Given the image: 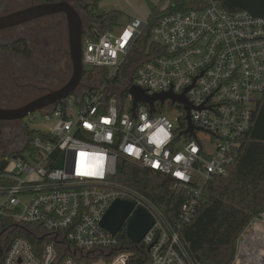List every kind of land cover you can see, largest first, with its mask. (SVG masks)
<instances>
[{
    "label": "built area",
    "instance_id": "built-area-1",
    "mask_svg": "<svg viewBox=\"0 0 264 264\" xmlns=\"http://www.w3.org/2000/svg\"><path fill=\"white\" fill-rule=\"evenodd\" d=\"M207 1L202 9L162 15L149 43L161 45L166 53L150 45L140 49L141 59L127 77V87L136 85L149 94L185 93L192 105V133L187 131L184 107L176 123L162 112L169 99L156 101L154 111L139 102L134 115L132 95L123 97V90L111 82L148 19L135 17L118 31L97 34L92 28L83 35L84 69L106 68L107 76L56 105L29 113L30 122L48 121L52 126L33 128L25 122L26 132L38 129L47 136L29 140L26 135L14 151L28 144L31 149L8 156L0 173V221H10L0 232V254L14 230L53 241L45 242L38 255L30 238L16 236L4 255L5 264H57V245L63 251L76 250V255L103 256L90 264H128L133 248L124 246L121 230L113 235L101 225L118 199L144 208L154 220L134 246L147 250L148 264H197L181 228L203 202L206 184L228 175L264 93V17L229 11L219 0ZM183 114L187 124L182 129ZM199 131L208 135L207 141ZM122 159L171 177V189L185 194L175 218L115 178ZM60 161L63 165L57 167ZM256 218L264 222V212ZM112 250L111 256L105 255ZM235 261H240L238 254ZM62 264L79 263L68 256Z\"/></svg>",
    "mask_w": 264,
    "mask_h": 264
},
{
    "label": "trees",
    "instance_id": "trees-1",
    "mask_svg": "<svg viewBox=\"0 0 264 264\" xmlns=\"http://www.w3.org/2000/svg\"><path fill=\"white\" fill-rule=\"evenodd\" d=\"M58 1V0H49ZM85 3V11L91 21L88 30L95 28L97 34H102L119 24V18L123 14L121 10L110 9L99 11L101 0H82ZM220 4L229 11L247 10L253 15L264 17V0H219ZM208 4L207 0H170L168 5L155 6L148 17V25L144 34L134 47L127 60L122 65L117 76L112 78L114 85H119L134 69V65L140 58V49L149 47L155 52L166 53L164 47L156 43H149L152 29L159 18L176 10L202 9ZM87 31H84V38ZM24 40L2 45L1 49H17L25 46L26 53L30 49ZM108 69L102 67L85 68L82 78V86L90 87L102 77H106ZM128 89L122 91V96H128ZM173 107H175L173 105ZM185 114L180 119L183 129L186 126ZM178 132V134L182 131ZM26 135L29 140L34 136L46 137V133L38 129H28ZM30 144L25 149L6 151L0 156V173L7 165V157L15 153L22 154L30 150ZM118 181L134 187L152 199L170 219L175 218L185 194L171 189V177L152 169L138 166L122 159L115 177ZM264 212V93L257 101L253 112V125L246 133L238 150V155L231 164L226 176H215L205 188L203 202L197 208L193 219L181 228V236L197 264H233L238 241L251 222ZM10 226V221H0V232ZM16 236L30 238L38 255L42 254L45 242L53 241L52 238L40 239L25 230H14L6 237L3 245V253L0 254V264H5L4 255L10 243ZM120 238L124 246L133 248V254L128 264H148V253L145 248L140 251L129 239L126 233V225L120 232ZM139 248V247H138ZM57 264H62L68 256L74 257L79 264H90L98 256H81L73 252L63 251L57 245ZM76 249V248H75ZM109 259V258H107Z\"/></svg>",
    "mask_w": 264,
    "mask_h": 264
},
{
    "label": "water",
    "instance_id": "water-1",
    "mask_svg": "<svg viewBox=\"0 0 264 264\" xmlns=\"http://www.w3.org/2000/svg\"><path fill=\"white\" fill-rule=\"evenodd\" d=\"M59 14L66 17L69 56L72 66L70 78L60 87L50 89L48 92L33 98L25 104L17 107H0V121L22 120L29 113L41 111L56 105L70 94L76 93L82 86L84 73L82 60L83 35L85 31L84 17L69 0L36 2L20 9L0 14V31L16 28L44 17ZM126 88L133 97L132 111L134 115L135 108L139 102L149 104L151 111H154L156 101L164 103L169 99L172 103H177V108L180 104L183 105L187 113V131L190 133L193 132L194 125L191 121L190 114L192 105L187 100L185 93L178 95L172 91H167L149 94L145 89L136 85ZM62 165V161H60L57 167H62ZM153 223L152 216L144 208L139 207L135 209L133 202L121 199L115 200L111 204L101 221V225L113 235H117L123 226L126 225L127 236L134 244H139L142 241ZM58 243L61 244L62 242L58 241ZM67 249L72 250L71 246H68ZM72 252L75 255L77 254L76 250ZM113 252L114 250L105 255L109 257Z\"/></svg>",
    "mask_w": 264,
    "mask_h": 264
},
{
    "label": "rangeland",
    "instance_id": "rangeland-1",
    "mask_svg": "<svg viewBox=\"0 0 264 264\" xmlns=\"http://www.w3.org/2000/svg\"><path fill=\"white\" fill-rule=\"evenodd\" d=\"M31 0H8V3L3 6L0 9V13L4 14L5 11L9 10H16L22 8V5L26 3H30ZM80 1V0H77ZM82 1V0H81ZM166 0H115L112 2H109V0H103L101 7L99 8V11H105L108 9H118L121 11H125V13L122 14L119 25L115 27V31L120 30V27L122 25H126V17L128 16L127 13H132L133 7H139L140 8V15H142V19L146 18L151 9L155 6L162 5L163 2ZM114 2V3H113ZM158 2V3H157ZM86 16L84 15V29L87 31L88 27L91 25V21L89 18H85ZM43 25H47L49 27H56L58 30L57 37L54 36L53 32L52 33H44L45 38H49V36H52L57 42L59 41V44L63 43V47L68 50V42H67V28H66V23L64 19H62L61 15H54V16H49V17H44L41 19H38L36 21H33L31 23H28L26 25H22L16 28H11L7 30H2L0 31V40L3 41H10L17 37L18 35L26 34L27 39L29 40L30 44H32V49L34 50V55L36 57H39V54L37 53V50L34 48V44L38 45V39L35 37V31L42 27ZM55 32V30H54ZM33 34V35H32ZM32 35V37H31ZM53 46V45H52ZM64 62V61H62ZM70 63V62H68ZM5 68L6 64L2 63L0 61V106L4 107H17L22 104H25L27 101L30 99L40 95L43 90L42 89H36L34 86L31 87L30 91L28 93H24L23 95H19L20 90L16 87V85L11 81L10 78H8L6 75V72L3 71L1 68ZM72 73V66L71 64L68 65V72L65 74V78L63 79H55V80H42L39 83L40 85H44L48 88H58L61 85H63L71 76ZM50 77L47 76V78ZM97 83V82H96ZM93 83V84H96ZM128 84V79L125 78L123 81L118 85V88L120 90H124L127 87ZM81 88V87H80ZM173 105L175 107H173ZM184 109L182 108H177L175 104H173L170 100H167L166 103L162 106V112L170 117V119L176 123V116L178 114L183 113ZM11 127L12 130H14L15 135H14V140H17L19 143H16L17 145L13 146L11 150H14L16 148H20L21 144L24 142V138L26 136V132L23 134L22 131V122L28 123L31 127L33 128H51L52 124L51 122H44L42 120H38L36 122H30V118L28 116L24 117L23 120H18V121H11ZM200 136L204 138V141H207L208 135L205 132L199 131ZM21 141V142H20ZM9 149V148H8ZM10 150V151H11ZM264 225V222H262ZM251 223L250 225H252ZM249 225V226H250ZM248 226V227H249ZM247 227V228H248ZM247 228L242 234L241 238L246 234ZM241 238L239 239V242L241 241ZM238 242V243H239ZM238 249H237V254L239 255V248H240V243L238 244ZM248 256V253L246 254ZM249 257V256H248ZM236 259V257H235ZM233 264H247L245 261H239L236 262L234 260Z\"/></svg>",
    "mask_w": 264,
    "mask_h": 264
},
{
    "label": "flooded vegetation",
    "instance_id": "flooded-vegetation-1",
    "mask_svg": "<svg viewBox=\"0 0 264 264\" xmlns=\"http://www.w3.org/2000/svg\"><path fill=\"white\" fill-rule=\"evenodd\" d=\"M42 1H47V0H31L30 3H26L24 4V6L22 5V7ZM69 1L75 5L76 9L83 15V17L85 15L87 18H89L84 9L85 3L83 1L81 0L80 1L69 0ZM7 3L8 0H0V9L3 6H5ZM11 11H14V9ZM11 11L7 10L4 13ZM61 17L62 19H64L66 23V17L64 15H61ZM66 28H67V24H66ZM52 32L54 36L57 37L58 34L57 26L52 28L47 25H43L42 27H40L35 31V34L37 33L35 37L38 39L37 41L38 45L34 44V48L37 50L39 57H36L34 55L32 44H30L26 34L18 35L17 37H15L10 41L2 42L0 40V47L8 43L24 40L25 42L23 43H26L29 49L31 50L30 54H27L25 46L18 47L17 49H9V50L0 48V61L6 64V67L5 68L3 67L1 69L6 72L7 74L6 76L10 78L11 81L20 90L21 93H19V95L28 93L32 86H34L36 89H42L43 92L40 94L42 95L48 92L50 89H55V88H48L44 85H40L37 82H40L42 80L52 81L58 78L59 79L65 78V74L68 72V65L71 64L70 56H69V47L68 50H66L63 47V43L59 44V41L57 42L52 36H49V38L44 37V33H52ZM49 75L50 77L47 78V76ZM174 104L177 105L176 103ZM0 107H4V106H0ZM178 108L183 109V106L180 104ZM24 123L25 122H22L23 134L26 132V125ZM11 124H12L11 121H0V156H2V154L6 151H10L13 146L17 145L16 143H19L17 140H14L15 132L14 130H12ZM26 139L27 138L25 136L23 141H25Z\"/></svg>",
    "mask_w": 264,
    "mask_h": 264
},
{
    "label": "crops",
    "instance_id": "crops-1",
    "mask_svg": "<svg viewBox=\"0 0 264 264\" xmlns=\"http://www.w3.org/2000/svg\"><path fill=\"white\" fill-rule=\"evenodd\" d=\"M102 1L103 0L100 1L99 8L101 7ZM112 1H115V0H109V2H112ZM169 1L170 0L164 1L162 6L163 7L167 6ZM158 2H159V0H158ZM108 10H110V9H108ZM122 12L125 13V11H122ZM150 12L147 15V17L143 18V19H148ZM127 14H128V16L126 17V21H125L126 23L125 24H127L130 20H132L135 17L142 18V15H140V8L139 7H133L132 13H127ZM121 16H120V18H121ZM120 18H119V21H120ZM122 26H124V25H122ZM114 30H115V28H114ZM251 223L263 224L257 218H255ZM259 226L263 227V225H252V226L250 225L247 228L246 234L241 238V241H243V243L240 246L241 247L240 251H241L242 255H244V256H246V254L248 253V256L250 258V262L252 264H255L258 262H264V236L262 233L264 231H262V229H259L258 228ZM241 260H242V258L240 259V261Z\"/></svg>",
    "mask_w": 264,
    "mask_h": 264
},
{
    "label": "bare ground",
    "instance_id": "bare-ground-1",
    "mask_svg": "<svg viewBox=\"0 0 264 264\" xmlns=\"http://www.w3.org/2000/svg\"><path fill=\"white\" fill-rule=\"evenodd\" d=\"M252 225H263V224H259V223H253ZM251 225V226H252ZM255 228V227H254ZM259 229H262V231H264V225H263V227H258ZM263 233V236H264V232H262ZM242 243H243V241H240V246L242 245ZM241 247H240V249H239V259H241L242 258V260L241 261H245L247 264H252L251 262H250V258L248 257V256H244V255H242V253H241ZM255 264H264V262H258V263H255Z\"/></svg>",
    "mask_w": 264,
    "mask_h": 264
}]
</instances>
